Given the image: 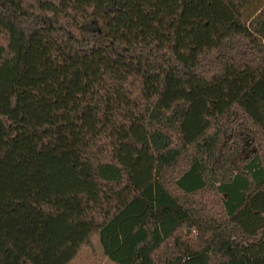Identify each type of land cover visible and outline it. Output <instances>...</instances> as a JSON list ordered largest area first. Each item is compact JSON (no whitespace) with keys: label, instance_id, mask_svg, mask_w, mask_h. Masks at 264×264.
<instances>
[{"label":"trees","instance_id":"trees-1","mask_svg":"<svg viewBox=\"0 0 264 264\" xmlns=\"http://www.w3.org/2000/svg\"><path fill=\"white\" fill-rule=\"evenodd\" d=\"M264 264V0H0V264Z\"/></svg>","mask_w":264,"mask_h":264},{"label":"rangeland","instance_id":"rangeland-1","mask_svg":"<svg viewBox=\"0 0 264 264\" xmlns=\"http://www.w3.org/2000/svg\"><path fill=\"white\" fill-rule=\"evenodd\" d=\"M200 259H195L188 264L199 263ZM69 264H115L109 260L103 253L99 238L93 240V244L89 248L83 249L77 257Z\"/></svg>","mask_w":264,"mask_h":264}]
</instances>
